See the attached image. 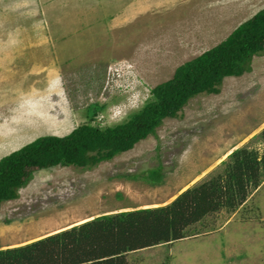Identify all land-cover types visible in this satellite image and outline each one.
<instances>
[{"label": "rangeland", "instance_id": "374dc122", "mask_svg": "<svg viewBox=\"0 0 264 264\" xmlns=\"http://www.w3.org/2000/svg\"><path fill=\"white\" fill-rule=\"evenodd\" d=\"M263 8L264 0H0V159L85 122H124L180 65ZM263 129L261 54L250 72L226 77L220 93L192 98L155 135L112 160L93 169L36 170L19 197L0 207V248L105 213L168 204L208 178L234 149H262L252 138ZM159 165L162 181L152 183L146 173ZM190 233L131 252L128 260L264 264V180L236 211L208 215Z\"/></svg>", "mask_w": 264, "mask_h": 264}, {"label": "trees", "instance_id": "16d2710c", "mask_svg": "<svg viewBox=\"0 0 264 264\" xmlns=\"http://www.w3.org/2000/svg\"><path fill=\"white\" fill-rule=\"evenodd\" d=\"M261 54L264 8L219 44L180 65L124 122L105 127L85 122L66 135L40 136L2 157L0 207L19 197V190L33 179L36 170L57 165L93 169L133 149L155 135L166 118L178 117L192 98L220 93L226 77L250 72L254 57ZM252 141L262 149L249 144L234 149L208 178L168 204L105 213L38 240L0 248V264H131V252L189 237L192 226L223 209L236 211L262 184L264 129ZM162 172L159 165L145 177L157 184Z\"/></svg>", "mask_w": 264, "mask_h": 264}, {"label": "bare ground", "instance_id": "6f19581e", "mask_svg": "<svg viewBox=\"0 0 264 264\" xmlns=\"http://www.w3.org/2000/svg\"><path fill=\"white\" fill-rule=\"evenodd\" d=\"M89 220H90V219H89ZM85 221H86V220H85ZM85 221H82V222H85ZM82 222H81V223H82Z\"/></svg>", "mask_w": 264, "mask_h": 264}]
</instances>
